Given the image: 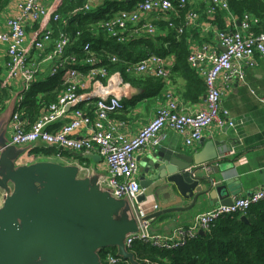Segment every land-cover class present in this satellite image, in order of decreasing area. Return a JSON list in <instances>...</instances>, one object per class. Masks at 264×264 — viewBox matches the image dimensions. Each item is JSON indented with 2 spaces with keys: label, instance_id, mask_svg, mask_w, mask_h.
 <instances>
[{
  "label": "built area",
  "instance_id": "built-area-1",
  "mask_svg": "<svg viewBox=\"0 0 264 264\" xmlns=\"http://www.w3.org/2000/svg\"><path fill=\"white\" fill-rule=\"evenodd\" d=\"M43 0H23L17 7V15L7 18L6 32L0 34V41L6 46V77L7 80L18 77L23 83V91H29L43 66L47 67L49 77L61 74L62 90L56 101L43 108V114L31 124L19 121L20 105L23 94L19 97L17 111L11 116L10 144L25 146L39 142L64 152L91 154L95 151L106 165V174L101 176L98 184L105 186L114 199L125 198L129 203V216L137 226V232L127 236L124 245L128 247L136 241L149 244L161 250H174L187 245L198 237L199 231L206 232L217 220L229 216H245L248 209L264 200V183L249 197H237L231 205H218L211 210L197 215L188 227H179L169 238H164L151 231L152 219L149 216L158 211L159 205L150 201H138L143 195L137 180V163L135 156L145 147H158L165 140V130L175 132L188 147H193L202 138L203 132L210 125L219 128L231 126L227 111L221 108L222 91L218 87L219 80L224 83L242 80L243 67L256 66V56L264 57V32L254 33L253 27L257 19L244 15L238 29L232 31H217V44L222 51L218 52L207 44L189 52L188 64L202 76L205 85V104L203 109L194 114H185L179 108L178 100L171 88V67L165 59L158 55L132 63L125 73L134 76H149L161 81L165 87V101L159 107L151 122L142 127L134 137L124 135L110 120V116L123 111V99L128 97L126 90L129 83L115 71L110 73L95 53L89 43L80 45L79 52L70 51L71 39L62 28L64 19L52 12V21L60 25L62 31L54 36L52 27L45 21L49 10L43 6ZM57 0L55 4L59 7ZM133 8L118 10L106 20H98L92 27H99L110 38H117L126 29L137 25V32L152 35L154 28L150 24L139 21V12H157L166 14L172 10H186L189 0H130ZM229 0H209L208 13L228 11ZM105 0H86L79 8L68 13L69 19L79 15H89L103 6ZM185 25L193 24L198 15L192 10L185 11ZM172 24H169L171 26ZM33 26L34 35L27 42L26 28ZM65 27V26H64ZM177 34L183 28H174ZM79 36V33H76ZM112 55V54H110ZM107 55V58L108 56ZM101 57V56H100ZM106 60L108 61V59ZM111 64H116L118 58H110ZM88 66L81 71L79 67ZM87 82L89 90L85 96L87 102L93 101L92 115L74 108L72 119L59 128L56 123L63 120L66 107L83 100L77 90L84 88ZM51 126L55 127L51 129ZM83 128L81 137H73L72 133ZM59 157V156H57ZM83 169V167H80ZM2 192L0 193V197ZM146 199V198H145ZM120 257L107 255L106 264H117Z\"/></svg>",
  "mask_w": 264,
  "mask_h": 264
},
{
  "label": "crops",
  "instance_id": "crops-1",
  "mask_svg": "<svg viewBox=\"0 0 264 264\" xmlns=\"http://www.w3.org/2000/svg\"><path fill=\"white\" fill-rule=\"evenodd\" d=\"M22 1L23 0H8L5 8L0 13V34L7 31L5 22L7 18L17 15V7ZM56 1L57 0L42 1L43 6L49 10L45 24L46 26L52 27L54 36H57L58 32L62 31V28L67 33L73 32L75 28L78 27V22L89 27L98 20L110 18L118 10L132 9L134 4L133 1L130 0H105L103 6L87 15L89 17L85 19H79L68 26L67 21L64 19L65 27L62 26L61 28L60 25H55L52 21V12L55 6L56 9L59 8L66 0H61L59 2V7L55 4ZM208 5L209 0H189L188 2L186 10H192L198 15V19L193 24L188 26L185 25L186 32L188 33L187 44L189 52L199 49L203 44L216 48L218 52L222 51L217 44L215 36L217 31L220 30L219 28L223 27L227 30H234L238 29L240 25V21L237 22V18H235L230 11H215L213 13H208ZM186 10L178 11L174 9L164 15L157 12H139V21L147 22L152 25L154 33L152 35L140 33L137 38L167 36L170 30L174 29L169 28L167 24L169 22H173L174 24L183 22V17L179 14L182 12L185 14ZM93 17H95L94 23ZM34 29L33 26H28L26 28L27 42L32 40ZM91 36L90 42L93 49L97 54L105 55L104 57H98L102 59L104 65H107V55L118 54L117 50L109 44L113 40L111 41V38L108 39L101 31H97ZM74 49L75 47L72 46L70 51H76ZM164 59L165 63L171 67L172 71V67L175 65L174 56L171 54L164 57ZM6 62V46L0 41V145L4 147L0 158L3 170L5 172L7 171L5 168L9 167V163H12L14 168L17 169L21 165L29 166L38 162H52L64 166L77 167V178L79 180L87 179V177L91 175L104 176L106 174V165L104 160L95 151L85 155L76 152H67L69 155L68 157H60L62 160H57L60 158L55 156L44 157L34 155V152L38 149L45 148L40 143L29 146H14L10 144V120L12 114L17 111L19 97L23 94V100L19 111V121L23 124H31L43 114V108L37 101H42V103L46 102L44 101L46 93L42 92L40 89L35 93L34 97L38 104L37 112H31L29 110V105L26 103V95L31 89L27 92L23 91V83L18 77L7 80ZM256 63L257 65L252 67H244L242 63H238L243 67L244 71L242 80L228 84L222 82V80L218 82V87L222 91L221 108L227 111L228 118L232 123L231 126L219 128L217 125H210L204 130L201 140L193 147L186 146L183 139L175 132L165 130L164 134L166 138L159 145L173 151V153L185 156H193L201 152L210 155L216 152V160L198 167L200 170L196 172L195 175L198 177L211 178L215 185H225L227 187L226 195H229L232 200L237 197H249L264 183V57L256 56ZM47 71L46 66L41 68L33 86L39 85L48 79L49 76L47 75ZM146 77L156 79L142 75V78L146 79ZM199 78L203 81L201 75H199ZM87 84L88 83L85 82L84 88L77 90L79 95H83V100L75 105L66 107V115L62 121L56 123V128L68 123L72 119L74 108H79L82 112L90 116L92 115L94 103L91 100L90 102L85 100V96L89 91L87 89ZM170 85L175 98L178 100L179 108H181L185 114H194L203 109L205 94L197 102H191L184 97L187 86L186 80L174 76L171 79ZM153 87L154 86H151L146 90L150 91ZM163 88L164 89L159 92L148 94L146 91L132 86L129 83V88L126 90V92H128V97L123 99L125 109L112 114L110 120L118 126L119 130L124 135L129 138L134 137L142 127L151 122L156 110L164 104V85ZM53 128L55 127L51 126V129ZM83 133V128H79L72 133V136L81 137ZM204 145H206V147ZM207 145L210 147H207ZM154 149L155 148L152 146H147L136 154L137 180L139 178V166L141 164L144 165L142 159ZM73 153L77 155L73 156ZM56 160L58 162H56ZM80 167H83V169H80ZM8 184L11 186L10 183ZM99 190L109 193L105 186H102ZM141 190L146 196L145 201L154 202L159 205V208L160 205L170 204V202L173 201V198H170V200L165 199L168 197L166 190L157 194L153 191L152 187L147 189L141 188ZM2 191L3 190L0 189V193ZM222 195H224V192H222ZM212 198L211 196L200 197L197 199V203L191 207V199L183 200L181 204L175 205V207L182 208L183 210L165 213L152 219L151 231L164 238L171 237L177 228L188 227L197 215L220 205V199H218L214 193H212ZM115 200H119L118 202L122 204V207L115 212V218L123 219L124 210L127 209L129 203L125 198ZM0 207H2L1 200ZM129 211L127 213L128 215ZM238 217L241 218L243 216Z\"/></svg>",
  "mask_w": 264,
  "mask_h": 264
},
{
  "label": "water",
  "instance_id": "water-1",
  "mask_svg": "<svg viewBox=\"0 0 264 264\" xmlns=\"http://www.w3.org/2000/svg\"><path fill=\"white\" fill-rule=\"evenodd\" d=\"M3 148L0 145L1 156ZM216 157V152L185 156L162 146L148 153L142 159L144 165L139 166L140 188L152 187L156 194L166 190L165 199L173 201L160 205L159 211L147 219L183 210L175 207L183 200L191 199V207L200 197L212 198V193L220 199V205H231L225 185L195 175L198 167ZM5 169L0 158V264H101L98 252L105 248H116L117 256L133 262L124 240L137 232L136 223L127 214L129 206L123 219L115 218L122 204L99 190L101 176L79 180L77 167L52 162L17 169L9 163ZM145 198L143 194L138 201ZM240 219L246 221L245 216Z\"/></svg>",
  "mask_w": 264,
  "mask_h": 264
},
{
  "label": "trees",
  "instance_id": "trees-1",
  "mask_svg": "<svg viewBox=\"0 0 264 264\" xmlns=\"http://www.w3.org/2000/svg\"><path fill=\"white\" fill-rule=\"evenodd\" d=\"M86 0H66L57 8L56 13L63 16L67 21V26L76 22L79 19L89 17L87 15H79L77 19H69L67 14L81 7ZM8 0H0V13L5 8ZM180 11V10H179ZM228 11H230L237 22H241L244 15L257 19V24L253 27L254 33L264 32V3L263 0H229ZM219 13V12H216ZM183 17V22L173 24L169 22V28H183L181 34L176 35V31L170 30V33L165 37H147L140 39H129L121 44H115V40L110 37L99 27H89L80 24L73 32H68L71 39V45L74 50L79 52V47L83 43L91 44V38L97 31L103 32L111 44L118 52L115 55L118 58L116 64H109L107 67L110 73L119 72L124 81L132 86L138 87L148 94H153L164 89L160 80L152 78H142V76L134 77L125 73L127 67L132 63L142 60L149 55H158L166 57L173 55L175 65L172 67V77L178 76L186 80L187 86L184 97L191 101L197 102L205 94V85L198 73L187 62L189 50L187 44V36L185 28L184 13L179 14ZM95 21V17H93ZM169 24H172L169 26ZM185 28V29H184ZM219 31H232L219 28ZM96 31V32H95ZM79 33V36L76 35ZM96 53V51L93 49ZM104 57V54H98ZM147 55V56H146ZM143 57V58H142ZM141 58V59H138ZM138 59V60H136ZM108 63V61H107ZM106 66V65H105ZM61 74L48 77V79L39 85L32 86L30 92L26 95V103L29 105V110L33 113L37 112V106L42 107L56 101L58 93L61 92ZM173 81V80H172ZM1 83V79H0ZM154 86L150 91L147 88ZM46 93L44 103L35 99V93L38 90ZM40 107V106H39ZM36 156L44 157H68V153L59 151L54 148H41L34 152ZM246 221H242L237 215L229 216L217 220L205 234L195 240L189 241L186 246L174 250H161L145 244L140 241L133 242L128 247V252L133 257V262L121 259L117 264H264V200L252 205L246 215ZM111 255L117 256L116 248H105L98 252L101 264H106L105 257Z\"/></svg>",
  "mask_w": 264,
  "mask_h": 264
},
{
  "label": "rangeland",
  "instance_id": "rangeland-1",
  "mask_svg": "<svg viewBox=\"0 0 264 264\" xmlns=\"http://www.w3.org/2000/svg\"><path fill=\"white\" fill-rule=\"evenodd\" d=\"M184 18H185V15H184ZM95 21L93 20V23H94ZM142 24H145V25H147L148 23L147 22H141ZM137 25H133V27L132 28H129V29H126L125 31H123L122 33H120L119 35H118V37L117 38H115L114 40H115V44H121V43H123L124 41H127V40H129V39H136L137 37H138V35H140V33L139 32H137ZM112 55H114V54H112ZM112 55H110V56H108V63H107V65L105 66V68L107 69V67H108V65L109 64H111V62H110V58L112 57ZM115 56V55H114ZM88 66H81V67H79V70H81V71H86V70H88ZM57 157V156H56ZM57 158H60V157H57ZM56 158V159H57ZM57 160H62V158H60V159H57ZM56 160V162H58Z\"/></svg>",
  "mask_w": 264,
  "mask_h": 264
}]
</instances>
